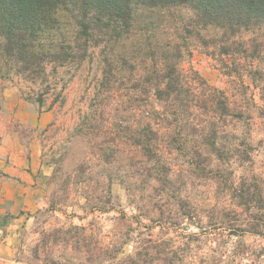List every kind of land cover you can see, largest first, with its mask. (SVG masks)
<instances>
[{
	"label": "clouds",
	"instance_id": "9594fccd",
	"mask_svg": "<svg viewBox=\"0 0 264 264\" xmlns=\"http://www.w3.org/2000/svg\"><path fill=\"white\" fill-rule=\"evenodd\" d=\"M250 9L0 5V264H264V0Z\"/></svg>",
	"mask_w": 264,
	"mask_h": 264
},
{
	"label": "trees",
	"instance_id": "16d2710c",
	"mask_svg": "<svg viewBox=\"0 0 264 264\" xmlns=\"http://www.w3.org/2000/svg\"><path fill=\"white\" fill-rule=\"evenodd\" d=\"M201 2L209 15L242 18L253 14L250 9V0H201ZM4 4H7L10 10L17 6V0H0V5Z\"/></svg>",
	"mask_w": 264,
	"mask_h": 264
}]
</instances>
